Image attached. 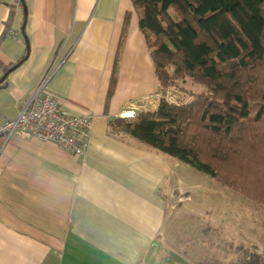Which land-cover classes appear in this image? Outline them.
Listing matches in <instances>:
<instances>
[{"label":"crops","instance_id":"crops-1","mask_svg":"<svg viewBox=\"0 0 264 264\" xmlns=\"http://www.w3.org/2000/svg\"><path fill=\"white\" fill-rule=\"evenodd\" d=\"M0 64V122L41 84L65 111L92 117L82 156L0 137V264L162 262L181 162L109 124L160 102L131 0L0 3Z\"/></svg>","mask_w":264,"mask_h":264},{"label":"trees","instance_id":"trees-1","mask_svg":"<svg viewBox=\"0 0 264 264\" xmlns=\"http://www.w3.org/2000/svg\"><path fill=\"white\" fill-rule=\"evenodd\" d=\"M131 2L160 89L187 78L200 89L110 127L264 207V0ZM246 254L237 264H264Z\"/></svg>","mask_w":264,"mask_h":264},{"label":"rangeland","instance_id":"rangeland-1","mask_svg":"<svg viewBox=\"0 0 264 264\" xmlns=\"http://www.w3.org/2000/svg\"><path fill=\"white\" fill-rule=\"evenodd\" d=\"M180 84L185 90L177 85L164 89L181 91L188 102L200 89L188 78ZM182 166V182L170 192L175 210L167 220L168 245L161 254L163 261L153 256V264H237L245 252L264 257V207L203 171ZM174 181L175 175L169 178V190Z\"/></svg>","mask_w":264,"mask_h":264},{"label":"built area","instance_id":"built-area-1","mask_svg":"<svg viewBox=\"0 0 264 264\" xmlns=\"http://www.w3.org/2000/svg\"><path fill=\"white\" fill-rule=\"evenodd\" d=\"M22 1L0 0V3L20 7ZM11 36L15 37L14 34ZM43 88L41 84L32 92L28 100L20 106L15 118L0 122V137L4 141L13 134L24 138H35L50 142L73 155L82 156L87 148L91 130V115L70 114L62 109L57 97L45 92ZM157 95L160 100L176 104L188 102L184 94L174 88L161 90ZM120 116L132 117L134 113H120Z\"/></svg>","mask_w":264,"mask_h":264},{"label":"water","instance_id":"water-1","mask_svg":"<svg viewBox=\"0 0 264 264\" xmlns=\"http://www.w3.org/2000/svg\"><path fill=\"white\" fill-rule=\"evenodd\" d=\"M13 67H14V66H13ZM13 67H12V68H13ZM12 68H10V69H12ZM10 69H9V70H10ZM6 75H7V72H5V73L3 74V76L0 78V87H3V88L6 87V84H3V85L1 84L2 81L4 80V78L6 77Z\"/></svg>","mask_w":264,"mask_h":264}]
</instances>
